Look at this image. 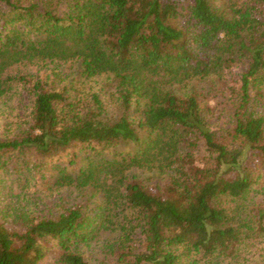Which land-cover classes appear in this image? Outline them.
<instances>
[{
    "label": "trees",
    "instance_id": "1",
    "mask_svg": "<svg viewBox=\"0 0 264 264\" xmlns=\"http://www.w3.org/2000/svg\"><path fill=\"white\" fill-rule=\"evenodd\" d=\"M66 63L77 76L57 87ZM17 64L38 68L6 73ZM233 66L224 101L191 91ZM102 75L116 116L98 92L70 93ZM11 82L28 84L32 105L27 126L0 139V163L89 150L55 183L96 200L35 214L21 193L25 205L0 206V264H96L83 248L103 230L118 264H264V0H0V96ZM121 142L133 148L101 155ZM134 169L163 185L146 188Z\"/></svg>",
    "mask_w": 264,
    "mask_h": 264
},
{
    "label": "rangeland",
    "instance_id": "2",
    "mask_svg": "<svg viewBox=\"0 0 264 264\" xmlns=\"http://www.w3.org/2000/svg\"><path fill=\"white\" fill-rule=\"evenodd\" d=\"M216 2L221 3L222 0H216ZM68 64L70 63L62 66V70L67 74L65 79L53 83L57 84V87H62L65 84L68 85L69 80L77 76L76 66H69ZM37 68L35 64H17L9 67L6 73H35ZM238 70L239 68L235 66L226 70L222 80L214 77L192 81L190 82V89L193 92L202 94L201 98H203L205 104L214 106L215 102L224 101V97L230 96L229 87L238 83L236 82L238 79ZM45 73V69H41L39 72L41 75ZM106 81V77L102 75L85 80L84 82L74 81L71 83L74 87L72 89L68 87L70 88V93H74V89L82 90L83 88L86 89L85 92L89 88L90 91L98 92L103 102L105 113L116 116L119 112L116 105L112 102L111 92L113 89L110 87L111 84ZM22 84L21 82H11L8 84L7 91L0 96V139L12 138L27 126L25 121L28 118V113L32 105V95L29 92L28 84ZM103 84H105V88L100 89ZM132 148V144L121 142L114 147L108 146L102 148L101 155L107 157L116 151H128ZM86 151L87 153L90 152L89 150L80 149V147H72L66 151L46 157H40L32 150L15 155L14 153H6L1 159H5L3 161H7V163L5 165L0 163V206H4L6 203L25 205L26 202L21 200V193L29 194L33 200L37 201V204H31V208L35 214H44L48 209L56 208L57 203L82 201V199H87L88 197H90V200L94 204L96 199L91 195L90 189L84 190L82 193L83 196L81 197L78 195L74 185H67L63 182L58 185L55 183L59 176L58 169H64L65 173L72 176L77 175L79 169L87 161ZM133 171L136 173L137 179L148 189L156 184L163 185L161 177H154L150 172L143 169H134ZM17 195H19V198ZM111 235L113 236L115 233L110 234L109 230H103L98 233L92 241V248H83L86 258L96 264H118L115 258L112 257L113 255L104 254L101 250L102 241ZM50 256H46V259L41 264H51Z\"/></svg>",
    "mask_w": 264,
    "mask_h": 264
}]
</instances>
